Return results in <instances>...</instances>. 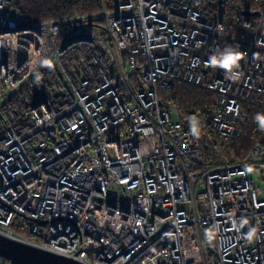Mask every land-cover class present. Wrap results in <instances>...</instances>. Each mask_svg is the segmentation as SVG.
<instances>
[{"label": "built area", "instance_id": "2783aa9c", "mask_svg": "<svg viewBox=\"0 0 264 264\" xmlns=\"http://www.w3.org/2000/svg\"><path fill=\"white\" fill-rule=\"evenodd\" d=\"M229 46L246 54L238 80L210 63ZM177 80L216 92L212 127L239 135L243 102L264 105V0L40 21L0 0V233L86 264H264V132L208 164L160 105Z\"/></svg>", "mask_w": 264, "mask_h": 264}, {"label": "trees", "instance_id": "16d2710c", "mask_svg": "<svg viewBox=\"0 0 264 264\" xmlns=\"http://www.w3.org/2000/svg\"><path fill=\"white\" fill-rule=\"evenodd\" d=\"M16 8L35 21L51 20L74 14H92L109 6L113 0H13ZM160 105L175 120L191 126L194 117L201 125L205 160L208 164L234 163L244 158L264 132L255 119L264 114V105L243 102L246 122L237 136L222 137L211 124V113L219 95L204 87L177 80L170 88L158 89ZM4 261L0 257V262Z\"/></svg>", "mask_w": 264, "mask_h": 264}, {"label": "water", "instance_id": "95a60500", "mask_svg": "<svg viewBox=\"0 0 264 264\" xmlns=\"http://www.w3.org/2000/svg\"><path fill=\"white\" fill-rule=\"evenodd\" d=\"M0 257L9 264H86L0 233Z\"/></svg>", "mask_w": 264, "mask_h": 264}, {"label": "clouds", "instance_id": "9594fccd", "mask_svg": "<svg viewBox=\"0 0 264 264\" xmlns=\"http://www.w3.org/2000/svg\"><path fill=\"white\" fill-rule=\"evenodd\" d=\"M245 53L239 50L238 48L229 46L227 54L226 55H213L210 58V63L212 66L215 67H223L227 70L228 75L233 80L240 79L241 73L238 72V69L240 67V61L244 59ZM45 64H50L51 62L47 59L41 61ZM40 77L37 76V80H39ZM255 119L259 121L260 126L264 127V114H257ZM191 133L199 137L201 135V125L197 121L196 118L191 119ZM250 237L255 238V230H253L250 234Z\"/></svg>", "mask_w": 264, "mask_h": 264}, {"label": "rangeland", "instance_id": "374dc122", "mask_svg": "<svg viewBox=\"0 0 264 264\" xmlns=\"http://www.w3.org/2000/svg\"><path fill=\"white\" fill-rule=\"evenodd\" d=\"M259 183L263 186V188H264V183H262L261 181H259ZM204 232H205V230H204Z\"/></svg>", "mask_w": 264, "mask_h": 264}]
</instances>
